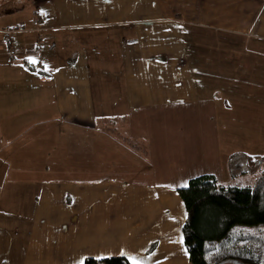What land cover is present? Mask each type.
<instances>
[{
	"label": "crops",
	"instance_id": "crops-1",
	"mask_svg": "<svg viewBox=\"0 0 264 264\" xmlns=\"http://www.w3.org/2000/svg\"><path fill=\"white\" fill-rule=\"evenodd\" d=\"M200 34L210 35L217 49L206 36L194 41ZM253 72L264 81V0H0V120L18 124L27 115L53 114L49 120L97 134L126 125L134 147L119 152L139 162L134 182L126 176H135L131 165L124 177L95 176L88 166L65 170L64 181H48L38 167L31 174L30 159L5 150L0 264H83L115 256L131 264H192L183 188L171 178L175 168L182 172L178 158L196 161L202 147L191 144L186 126L156 132L151 122L167 120L163 105H173L172 117L184 119L181 103L208 108L222 77L225 90L229 77ZM144 106L149 113L142 117L117 111ZM1 122V141L11 144ZM176 133L184 140L174 145ZM141 163L153 170L162 164L169 181L140 178Z\"/></svg>",
	"mask_w": 264,
	"mask_h": 264
},
{
	"label": "rangeland",
	"instance_id": "rangeland-1",
	"mask_svg": "<svg viewBox=\"0 0 264 264\" xmlns=\"http://www.w3.org/2000/svg\"><path fill=\"white\" fill-rule=\"evenodd\" d=\"M204 36H206V43H209L210 35L207 34H200L194 41H203ZM225 38V36H218L217 40L221 41L220 39L224 40ZM209 47L217 49L216 42L213 41L212 45L209 43ZM213 57L215 60L218 59L217 55H213ZM219 59L221 58L219 57ZM248 60L249 58L247 61L245 60L244 68L249 71L250 63ZM107 67L108 73L115 75L114 73L117 70L113 69V71L109 66ZM244 76L238 75L236 80L234 77H229L231 81L230 84L225 86V90L223 89L224 85L221 83L224 81L222 77L221 82L215 84L216 100L208 108L203 107L200 111L193 103L195 101L187 104L181 103L179 108L177 107V111H183L184 119L182 117H172L173 112H175L173 105H163L164 111L161 114H166L167 120L165 122H151V125L156 126V132L161 127H165L167 130L186 126V131L189 132V135L185 136H189L191 144L195 146L198 144L199 147H202V154L196 161L187 160L184 156L183 158H178L180 162H183V169L179 173V168H175V173L172 176H176V178H171L178 180V183H174L175 186L179 188L186 187L189 178L194 179L206 174L213 175L217 183L226 186L254 188L259 183L260 176L264 171V81L256 80L259 77L256 72L249 75L245 74ZM216 104L218 106H215ZM102 107L103 104L98 100L97 109H100L99 114H101ZM139 107L132 108V111L128 108L124 110L121 108L117 111H120L119 115L123 113L122 116L127 118L133 116L142 117L146 114V110L149 113L147 107ZM213 109L217 110L213 112ZM104 113L109 114L111 111L109 113L104 111ZM51 117H53V114L27 115L20 118L18 124L11 120H0V124L2 123L1 121L6 123L4 125V129L6 128L4 130L5 137L14 139L11 144H6L8 142H2L3 135H0V160L4 161L5 157H7L5 150L16 154L18 159H30L29 166L33 169L31 174L33 175L38 167L40 168L39 175L44 176L48 181L56 179L64 181L66 178L61 177L65 170L85 172L88 166L91 167L89 169L90 173L95 174V176L101 172L109 176L124 177L125 174L123 172L128 173L125 168L129 165L132 166L130 170H134L135 176L132 175V172L126 176L132 182L137 179L135 165L137 166L139 163L137 161L138 158L132 153L128 157L124 156V153L119 152V150H133L132 147H134V140L127 135L129 130L125 129L126 125H122L120 128L110 127L111 134L99 132L97 134L95 130L80 129L78 126L68 127L66 123L51 121L49 120ZM34 121H38V123L30 128L29 125ZM7 123L11 125L8 124V126ZM25 126L26 128H24ZM1 127L3 128V126ZM142 129L145 130L146 128ZM19 131L23 133L17 135L16 133ZM132 134L135 137L138 136L134 131ZM173 138L175 139L174 145L181 144L184 140L183 136H178V133L173 134ZM169 144L173 145L170 138ZM158 145L160 143L157 138L155 146ZM203 147H205V150ZM257 154L261 158L263 168L246 175H240V169L235 167V165L244 160L245 156L252 157ZM12 157L15 158V155ZM11 163V161L6 162L7 165ZM141 164L142 168H138L140 170V178L148 174L155 178L160 177L164 182L169 181L166 178L168 177L167 174L162 169L164 168L162 164H158L157 170L151 169L149 163ZM7 165L3 166L2 169L8 168ZM143 166H146L147 169L145 170ZM182 174L185 176L178 178ZM0 177L2 180L3 177ZM68 180H71V178Z\"/></svg>",
	"mask_w": 264,
	"mask_h": 264
},
{
	"label": "trees",
	"instance_id": "trees-1",
	"mask_svg": "<svg viewBox=\"0 0 264 264\" xmlns=\"http://www.w3.org/2000/svg\"><path fill=\"white\" fill-rule=\"evenodd\" d=\"M261 163L260 157L245 156L235 167L246 175ZM258 182L239 188L206 175L178 191L187 210L183 232L192 264H264V171ZM83 264L131 263L115 256Z\"/></svg>",
	"mask_w": 264,
	"mask_h": 264
},
{
	"label": "built area",
	"instance_id": "built-area-1",
	"mask_svg": "<svg viewBox=\"0 0 264 264\" xmlns=\"http://www.w3.org/2000/svg\"><path fill=\"white\" fill-rule=\"evenodd\" d=\"M12 32H13L12 30L11 31H6V34L8 35L9 49H10L11 52L13 51L12 47H10V41H11L10 35H11Z\"/></svg>",
	"mask_w": 264,
	"mask_h": 264
},
{
	"label": "snow or ice",
	"instance_id": "snow-or-ice-1",
	"mask_svg": "<svg viewBox=\"0 0 264 264\" xmlns=\"http://www.w3.org/2000/svg\"><path fill=\"white\" fill-rule=\"evenodd\" d=\"M32 63H35V61H31Z\"/></svg>",
	"mask_w": 264,
	"mask_h": 264
}]
</instances>
